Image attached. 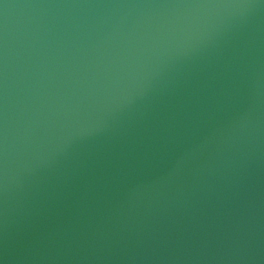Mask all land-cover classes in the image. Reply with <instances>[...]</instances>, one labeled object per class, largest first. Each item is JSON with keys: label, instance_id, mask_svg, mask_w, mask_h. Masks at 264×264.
<instances>
[{"label": "water", "instance_id": "1", "mask_svg": "<svg viewBox=\"0 0 264 264\" xmlns=\"http://www.w3.org/2000/svg\"><path fill=\"white\" fill-rule=\"evenodd\" d=\"M0 264H264V0H0Z\"/></svg>", "mask_w": 264, "mask_h": 264}]
</instances>
